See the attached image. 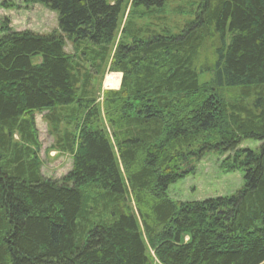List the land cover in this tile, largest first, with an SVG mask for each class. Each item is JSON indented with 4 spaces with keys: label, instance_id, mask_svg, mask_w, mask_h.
Here are the masks:
<instances>
[{
    "label": "trees",
    "instance_id": "trees-1",
    "mask_svg": "<svg viewBox=\"0 0 264 264\" xmlns=\"http://www.w3.org/2000/svg\"><path fill=\"white\" fill-rule=\"evenodd\" d=\"M23 3L58 30L0 24V264H264V0H200L178 34L141 23L167 0ZM107 71L121 85L100 103ZM41 113L73 161L60 181L40 172ZM210 155L244 186L171 200Z\"/></svg>",
    "mask_w": 264,
    "mask_h": 264
},
{
    "label": "rangeland",
    "instance_id": "rangeland-1",
    "mask_svg": "<svg viewBox=\"0 0 264 264\" xmlns=\"http://www.w3.org/2000/svg\"><path fill=\"white\" fill-rule=\"evenodd\" d=\"M125 1L127 2L128 0ZM199 2L200 0H167L163 11L151 17H143L141 23L152 25L153 30L161 34H178L189 21L195 19ZM4 3L13 4L15 8L5 9L3 8ZM129 11L130 3L123 15L122 27L127 21ZM6 20L9 21V27L14 32H31L46 35L58 30L56 13L40 4L25 5L23 0H0V24ZM135 22L138 26L141 25L139 20L136 19ZM121 31L122 28L117 41L121 39ZM65 51L67 54H73L72 45L69 42L65 47ZM207 55V53L202 54L199 68L209 65V60L205 61L204 59ZM202 70L205 71V69ZM121 77V74H110L108 71L104 78L99 80L101 78L99 77L98 87L102 90L97 92L98 102H102L101 92L103 90L119 88ZM112 80L114 85L109 86L108 81ZM211 82L212 76L210 74L200 73L201 84H209ZM44 115L43 113L35 115L39 142V148L35 152L42 164L41 174L48 180L60 181L72 169L73 161L70 155L59 151L60 148L54 137L52 125L44 119ZM261 145L262 143L260 142L247 141L240 148L258 151ZM224 159L225 156L216 155H210L202 159L196 165L195 175L170 186L168 191L169 198L175 202H194L226 197L237 193L244 186L243 173L240 171L233 173L223 172L221 164ZM132 207L134 208V205Z\"/></svg>",
    "mask_w": 264,
    "mask_h": 264
},
{
    "label": "bare ground",
    "instance_id": "bare-ground-1",
    "mask_svg": "<svg viewBox=\"0 0 264 264\" xmlns=\"http://www.w3.org/2000/svg\"><path fill=\"white\" fill-rule=\"evenodd\" d=\"M108 85L109 86H113L114 84H113V80L112 81H108Z\"/></svg>",
    "mask_w": 264,
    "mask_h": 264
},
{
    "label": "water",
    "instance_id": "water-1",
    "mask_svg": "<svg viewBox=\"0 0 264 264\" xmlns=\"http://www.w3.org/2000/svg\"><path fill=\"white\" fill-rule=\"evenodd\" d=\"M122 76V75H121ZM121 79H122V77H121Z\"/></svg>",
    "mask_w": 264,
    "mask_h": 264
}]
</instances>
